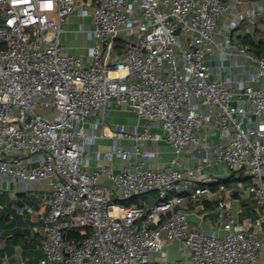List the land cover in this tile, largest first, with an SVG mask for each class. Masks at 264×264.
<instances>
[{"label": "built area", "instance_id": "1", "mask_svg": "<svg viewBox=\"0 0 264 264\" xmlns=\"http://www.w3.org/2000/svg\"><path fill=\"white\" fill-rule=\"evenodd\" d=\"M73 15L92 19L75 32L94 42L88 56L62 44ZM263 17L264 0H0V195L44 192L38 264H264V55L233 40ZM112 107L146 124L109 126ZM211 123L216 145L202 141ZM155 130L173 151L162 168L150 162ZM189 144L250 180L255 226L239 223L227 186L184 164ZM187 200L215 207L209 230ZM174 241L188 263L168 259Z\"/></svg>", "mask_w": 264, "mask_h": 264}, {"label": "crops", "instance_id": "2", "mask_svg": "<svg viewBox=\"0 0 264 264\" xmlns=\"http://www.w3.org/2000/svg\"><path fill=\"white\" fill-rule=\"evenodd\" d=\"M248 4H245L243 9H247ZM80 20H83V17H80L79 15H73L69 18L68 23L65 25L67 32H71L73 36L76 37V29H72L73 27L78 24ZM85 20V19H84ZM227 23V19L224 18L220 21L219 27L221 28L223 24ZM240 32L237 31V33L233 34V36L239 35ZM88 36V35H87ZM81 35L78 34V38L72 37V41L67 43V49L70 54L74 56H88L89 54V48L94 44L90 40V36L87 37L89 42H83L81 40ZM78 39V40H75ZM108 124L109 126L114 125H124L129 129H132L134 126L139 125L141 128L146 124L144 120H139L137 115L134 112L131 111H124L121 109H117L115 107L110 108L108 113ZM210 127H212L209 131H202L201 135L202 137H206V139H203L202 141H205L209 145H216L220 142V140L217 138L213 123L210 124ZM158 134H160L161 139L153 144L154 148L157 151V157L151 159V165L154 168H162L167 165L170 158L173 155L172 148L164 141L163 138V132L160 130H155ZM101 148L103 150H108L110 140L106 139L99 142ZM125 145H129V143H124ZM205 158V152L203 150V147L200 145L195 144H189L185 151L182 154V160L184 164H186L190 168H196L199 165H202L204 167V173L209 177L210 184L217 183L216 180L219 181V179H222L224 174H227L228 178L231 176V173L225 164L223 163H213L210 166L207 165V163L203 160ZM102 163V161H95L93 162V165H97ZM236 177V176H235ZM226 178V179H228ZM236 177V180H234L231 184V186L228 187L230 198L228 200L229 202V208L233 213H238L239 217V223L242 225H254L256 224V218L258 215L259 206L257 204L256 196L250 195L248 196L243 192L242 189L238 188L240 184L244 181L238 180ZM245 178V177H244ZM247 178V177H246ZM245 181L250 182V180L246 179ZM236 183V185H234ZM239 185V186H238ZM44 189H50V181L44 182L42 185ZM45 191V190H44ZM239 192V193H238ZM156 193V192H154ZM150 194L146 196L147 202H151L152 200H155L153 198V194ZM13 195V201H14V208H23L27 209L28 207L32 208L35 213L30 214L29 212L25 211L22 215H24V221L26 222V227L28 225V228H25L24 226L19 228L14 223H9L11 226L3 227L0 226V240L5 238L7 239V245L4 247L0 246V264H38L39 260L43 257L42 250L38 252L39 247L41 246V238L35 237L32 232L31 228L38 226L41 224V221L38 219V210L41 206V199L43 198L44 192H35L33 195L28 194H17L14 195L12 193H7ZM157 198V193H156ZM28 200V202H26ZM33 203L34 205H32ZM187 204L190 206L189 213H190V219L193 222H197L202 225V227L205 230H209L210 228V221L213 223L217 218V211L215 207L208 203H203L205 206V210L203 211L200 209V205L202 204L201 200H198L197 202H190L187 200ZM240 211V212H239ZM4 214V213H3ZM212 214L214 216L212 217ZM8 215V214H5ZM27 216V217H26ZM201 216H206L207 219L205 222H201ZM13 218V216H10ZM19 222V219H16V222ZM7 223V222H6ZM22 226V225H21ZM18 228V229H17ZM24 228V230H23ZM30 228V230H29ZM30 231L29 234H27V231ZM25 234L29 237V240L27 241V244L23 246H30L28 249H24L22 245H14L12 238H14L17 234ZM11 240V241H10ZM10 241V242H9ZM36 250L37 253H31L26 255L24 251H31ZM166 250L168 251V259L171 261L174 260H182L185 263H188L189 257L187 252L185 251V247L183 242L180 241H174L167 245ZM34 254V255H33ZM6 257V259H5ZM261 260L264 261V251L261 254Z\"/></svg>", "mask_w": 264, "mask_h": 264}, {"label": "trees", "instance_id": "3", "mask_svg": "<svg viewBox=\"0 0 264 264\" xmlns=\"http://www.w3.org/2000/svg\"><path fill=\"white\" fill-rule=\"evenodd\" d=\"M241 1L249 3L255 0H241ZM237 30L238 32H240V34L237 36H233V40L236 41L238 45L246 47L248 51L253 52L259 57L264 55V17L257 19L254 25H250L244 22L239 26ZM123 47H124V42L122 40L117 42L116 50L118 53L122 51ZM235 176H236L235 174H231V176L228 179H219L217 183L209 184V186L213 189H216L219 185H225L229 187L231 186L232 182L236 180ZM246 179L248 178L246 177L238 178V180L240 181H245ZM124 203L126 205L138 204V197L135 196L127 200ZM8 219H9L8 216L0 214V226L8 227L6 223ZM9 226H11V224H9ZM90 234H91V229L88 227H85V228H78L76 230L69 231L68 237L70 239L72 238L83 239ZM12 239H14L13 240L14 245L20 244L23 246L27 244L29 237L25 234L20 233V234H17Z\"/></svg>", "mask_w": 264, "mask_h": 264}, {"label": "rangeland", "instance_id": "4", "mask_svg": "<svg viewBox=\"0 0 264 264\" xmlns=\"http://www.w3.org/2000/svg\"><path fill=\"white\" fill-rule=\"evenodd\" d=\"M84 23L91 24V26L93 27V22H92V19L91 18H83V20H80L78 22V24H76V26L73 27L72 29L73 30L76 29L77 31H80L82 29ZM72 37H73V39L74 38H78V34L76 35V37L73 36L71 32H69V33L67 32L66 34H62L61 35L62 44L64 46H67V43L68 42H71L73 40ZM87 37H88L87 35H81L80 38H81V40L83 42H89V40L87 39ZM75 40H78V39H75ZM226 178H228V176H227V174H224V176L222 177V179H226ZM234 185H236V183ZM249 185H250V182L244 181V182H242L240 184V186L238 185L239 186L238 188L242 189L243 192H244L249 187ZM152 196H153L154 199H156V193H154ZM142 199L145 200L146 198L139 197L138 198V202L142 201ZM41 201H42V199H41ZM26 202H28V200ZM14 204L15 203L13 201V195H11V194H1L0 195V214H2V215L8 214V215H6V216L9 217V219L7 221V225L8 226H9V223H14L17 227H19V228L21 227V229H22L23 226L25 228H28V225L26 227V222L24 221V218H25L24 215L27 214V213H25L24 215H22V213L19 212L18 209H15L14 208ZM31 204L34 205L33 203H31ZM10 216H13V218H11ZM213 216H214V214H212V217ZM16 219L17 220L19 219V222L18 221L16 222ZM23 230H24V228H23ZM29 230H30V228H29ZM29 230L27 231V234H29V232H30ZM31 232H32V234L35 237H39L32 230H31ZM39 251H41V246L39 247L38 252ZM24 252L26 253V255L31 254V253H37L36 250L35 251L34 250H31L29 252L28 251L27 252L24 251Z\"/></svg>", "mask_w": 264, "mask_h": 264}, {"label": "water", "instance_id": "5", "mask_svg": "<svg viewBox=\"0 0 264 264\" xmlns=\"http://www.w3.org/2000/svg\"><path fill=\"white\" fill-rule=\"evenodd\" d=\"M23 248H24V249H28V248H30V246H23Z\"/></svg>", "mask_w": 264, "mask_h": 264}]
</instances>
